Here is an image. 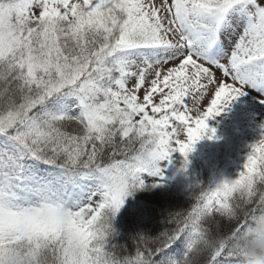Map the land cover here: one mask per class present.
<instances>
[{"label": "snow or ice", "instance_id": "6c2138e0", "mask_svg": "<svg viewBox=\"0 0 264 264\" xmlns=\"http://www.w3.org/2000/svg\"><path fill=\"white\" fill-rule=\"evenodd\" d=\"M248 90L264 0H0V264H264V130L170 228L129 249L113 224Z\"/></svg>", "mask_w": 264, "mask_h": 264}, {"label": "trees", "instance_id": "16d2710c", "mask_svg": "<svg viewBox=\"0 0 264 264\" xmlns=\"http://www.w3.org/2000/svg\"><path fill=\"white\" fill-rule=\"evenodd\" d=\"M232 118L235 119L228 124L222 119L218 127H211L219 134L215 140L207 137V142L196 143L188 153L186 168H181L184 157L178 152L176 156L171 155L173 165L165 166L167 171L161 178L152 179L146 173L141 174L145 188L126 196L114 218L113 224L119 233L118 243L131 249L137 233L154 236L170 228L167 222L169 214L187 208L191 203V193L198 187H207L213 182L233 179L238 175L250 151L249 146L259 139V133L264 130L259 128L264 118L260 119L253 113L246 117L233 113ZM226 127L237 130L222 133ZM240 129L244 131L242 136L239 135ZM231 144L233 146H228ZM151 184L155 187H148Z\"/></svg>", "mask_w": 264, "mask_h": 264}, {"label": "rangeland", "instance_id": "374dc122", "mask_svg": "<svg viewBox=\"0 0 264 264\" xmlns=\"http://www.w3.org/2000/svg\"><path fill=\"white\" fill-rule=\"evenodd\" d=\"M222 39L227 41L228 37L224 36V37H222ZM257 95H258V93L254 92L252 90H248L245 95L236 97L235 99L230 101L227 106H225L223 108V110L220 112L219 115H214L212 118H210L207 121V123L209 124V127H214V128L218 127V125L222 119H224L225 123L228 124L232 119H235V118H232L233 113L237 114L240 117H246V116H249L250 113L251 114L253 113L254 116L257 115L260 119H263L264 118V105H261L260 103H258V101L256 99ZM205 104H206V101H205ZM228 113H230V115H228ZM221 123H222V121H221ZM260 125H261V123H259V128H260ZM244 127H245V125H244ZM234 130H237V128L231 129L230 127H226V129H224L222 131V133H228V132L234 131ZM243 132L244 131L241 130L239 135L242 136ZM218 135L219 134L214 133L213 138L210 140L211 141L215 140L216 139L215 136L217 137ZM207 137L208 136L205 135L204 137H202L201 139L196 141L195 144L193 145V147L196 145V143L201 144V143L207 142L206 141ZM244 137H245V134H244L243 138ZM228 146H233V145L231 144ZM177 154H178V151L173 152L172 156H176ZM179 161L175 162L174 166H176L179 163ZM167 164L173 165L172 161H171V163H168L167 161L162 162L161 163L162 172L167 171V167L165 168V166ZM147 176H149L152 179L161 178V177L150 176L149 174H147Z\"/></svg>", "mask_w": 264, "mask_h": 264}]
</instances>
